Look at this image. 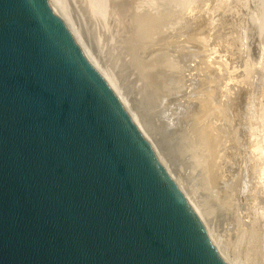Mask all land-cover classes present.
Instances as JSON below:
<instances>
[{
    "label": "water",
    "instance_id": "95a60500",
    "mask_svg": "<svg viewBox=\"0 0 264 264\" xmlns=\"http://www.w3.org/2000/svg\"><path fill=\"white\" fill-rule=\"evenodd\" d=\"M0 264H228L50 0H0Z\"/></svg>",
    "mask_w": 264,
    "mask_h": 264
},
{
    "label": "rangeland",
    "instance_id": "374dc122",
    "mask_svg": "<svg viewBox=\"0 0 264 264\" xmlns=\"http://www.w3.org/2000/svg\"><path fill=\"white\" fill-rule=\"evenodd\" d=\"M67 2L83 46L94 60L100 52V70L130 97L126 107L163 163L172 158L165 165L205 225L213 205L218 229L231 218H253L247 190L256 174L251 137L264 138V0ZM216 229L213 240L237 264Z\"/></svg>",
    "mask_w": 264,
    "mask_h": 264
},
{
    "label": "bare ground",
    "instance_id": "6f19581e",
    "mask_svg": "<svg viewBox=\"0 0 264 264\" xmlns=\"http://www.w3.org/2000/svg\"><path fill=\"white\" fill-rule=\"evenodd\" d=\"M52 7L58 12V14L61 16V18L65 21V23L67 24V26L69 27L70 31L73 33V35L75 36V38L77 39V41L79 42V44L81 45V47L83 48L84 52L87 54L88 58L90 59V61L93 63V65L100 71V73L103 75V77L107 80V82L109 83V85H111V87L115 90V92L117 93V95L119 96V98L121 99L122 103L124 104L125 108L127 109V103H130L128 97H125V95H122L120 93V90L117 89L113 84L114 82L108 78L105 74H104V70H100V66H98V56H100V52H96V60H94V58H92V54H90L89 50H86L85 47L83 45H85L82 41L80 36L77 34V31L74 30L73 26H74V22H72V20H70L69 18L66 17V15H69V17H71L70 15V7L69 4L67 2V0H50ZM221 2V1H220ZM229 2V1H228ZM220 4V3H219ZM223 5V4H222ZM76 24V23H75ZM102 62H104V60H102ZM130 98V97H129ZM129 100V101H128ZM130 106V104H129ZM128 106V108H129ZM127 111L129 112V114L131 115L133 121L136 123V125L140 122L139 118L136 122V118L138 117L131 109V113L130 111L127 109ZM137 116V117H136ZM136 117V118H135ZM147 121L149 123V119L147 118ZM146 123V122H145ZM142 124V123H141ZM138 124L137 126L141 125ZM147 124V123H146ZM163 127L165 126L164 124H162ZM143 128V124L141 125ZM256 126V125H255ZM254 126V127H255ZM263 126V125H262ZM140 127V126H139ZM138 127V128H139ZM162 127V126H161ZM162 127V128H163ZM257 127V126H256ZM252 128V127H251ZM140 129V128H139ZM254 129V128H253ZM141 130V129H140ZM145 130V129H144ZM264 130V129H263ZM143 131V130H142ZM141 131V132H142ZM161 130L159 129V131L157 133H159ZM251 131V130H250ZM258 131V130H257ZM254 131V134L255 132ZM260 132V131H259ZM263 132V131H262ZM253 133V132H252ZM145 134V135H144ZM144 136H146V133L144 132ZM254 134H251L254 135ZM260 135V133H258ZM259 135L257 136L258 139H255L256 137H251L253 139V144H251V152L252 155H249L250 157H252V160L255 161V169L256 171L254 173L255 176L252 180L251 175H249V180L251 178L252 180V189H248L247 192H250V197L251 199L253 198V204H254V217L253 218H248V217H238V219L235 217L234 219L231 218L232 220H228V221H223V225L220 227V223H218V226L220 227L218 229L217 225H216V221H215V214H214V209L212 210L211 208L214 206H211V208H209V211H206L208 214H206L207 216L206 218L210 221L208 223V225L206 226L204 222L205 219L201 218V215L199 213V210L197 211L196 206L193 205L192 203V199L188 198L187 195L186 198L189 201L190 205L192 206V208L194 209V211L196 212V214L199 216V218L203 221L213 243L215 244V247L217 248V250L219 251V253L221 254V256L225 259V261L230 264L226 257L224 256L223 252H222V244H220V238H214L213 240V236L210 233V228L212 229H216L219 233H220V237L222 239L223 244L230 249L233 258L237 261V264H264V138L260 139ZM264 135V133L262 134ZM261 137V136H260ZM149 139V138H147ZM262 140V141H261ZM151 141V140H150ZM252 141V140H251ZM261 141V142H260ZM252 143V142H251ZM232 146V145H231ZM169 148V147H168ZM233 148V147H232ZM165 149V148H163ZM238 150V149H237ZM164 151V150H163ZM168 152V150H167ZM167 152L165 153L167 156ZM157 153V152H156ZM159 153V152H158ZM157 156L160 158V156ZM169 153V152H168ZM163 154V153H162ZM171 155V153H169ZM251 154V153H250ZM170 155H169V159H170ZM163 157V156H162ZM172 157V155H171ZM165 158V157H164ZM163 159V158H162ZM162 159L160 158V160L162 161ZM168 160V158H167ZM166 162L162 163L164 164V167L167 169L168 173L169 172V168L165 165V163H170V160L172 161V158L170 160H168ZM173 162V161H172ZM175 163V161H174ZM169 164V165H170ZM176 164V163H175ZM174 164V165H175ZM168 165V164H167ZM174 165L172 164V166L174 167ZM176 167V166H175ZM174 167V168H175ZM180 166H177L176 168H179ZM175 168V169H176ZM183 168V167H182ZM169 169V170H168ZM247 169V168H246ZM177 170V169H176ZM175 170V171H176ZM187 170V169H186ZM248 170V169H247ZM245 172H248V171ZM179 171H181V169H179ZM178 171V173H179ZM183 172V171H182ZM189 172V171H188ZM174 173V172H173ZM176 173V174H178ZM181 173V172H180ZM193 173V172H191ZM190 173V174H191ZM175 174V176H176ZM249 173H245L246 176H248ZM171 175V174H170ZM187 175V174H186ZM192 175V174H191ZM254 175V174H253ZM252 175V176H253ZM181 176V175H180ZM185 176V175H184ZM188 176V175H187ZM186 176V177H187ZM171 177H173V175H171ZM183 177V176H182ZM181 177V178H182ZM189 178H186L185 180H188V182L190 181V176H188ZM185 178V177H184ZM244 178H247L244 176ZM177 183H178V177L176 176V178H173ZM180 179V178H179ZM193 178H191L192 180ZM248 179V178H247ZM184 180V181H185ZM194 180V179H193ZM186 182V183H188ZM185 183V184H186ZM192 183V182H191ZM189 183V184H191ZM198 184V183H197ZM196 184V185H197ZM188 186V184H186ZM184 185L186 188L192 186L193 189H195L193 186H195V182H193V185L191 184L190 186H186ZM245 187V184L243 185ZM241 187L242 190H245L244 187ZM248 186V185H247ZM198 187V186H196ZM224 187V186H223ZM191 188V187H190ZM192 189V190H193ZM197 189V188H196ZM189 190V189H188ZM191 191V190H190ZM189 191V192H190ZM198 191V190H196ZM188 192V193H189ZM184 193V192H183ZM192 193V191H191ZM243 193V192H242ZM246 193V192H245ZM244 193V194H245ZM185 194V193H184ZM190 194V193H189ZM243 194V195H244ZM248 194V193H247ZM194 195V194H193ZM198 195V194H197ZM201 195V194H200ZM192 196V194L190 195ZM189 196V197H190ZM245 196V195H244ZM248 197V196H247ZM193 198V197H192ZM246 198V197H245ZM197 199V198H196ZM201 199V198H200ZM248 199V198H247ZM198 200V199H197ZM202 201V200H201ZM239 202V201H238ZM211 203V202H210ZM197 204V203H196ZM200 204V203H198ZM208 204V203H206ZM200 206V205H199ZM203 206V205H202ZM207 206V205H206ZM196 207V208H195ZM208 207V206H207ZM221 207V206H220ZM253 207V206H252ZM216 208V207H215ZM222 208V207H221ZM230 209V207H228ZM201 209V208H198ZM203 209V208H202ZM205 209V208H204ZM208 209V208H207ZM224 208L221 209H217L220 212H223ZM215 210V211H217ZM234 210H238L237 208H235ZM232 210V211H234ZM201 211V210H200ZM217 211V212H218ZM225 211H227V208H225ZM205 213V212H204ZM203 213V215H204ZM202 214V212H201ZM242 216V215H241ZM205 218V217H204ZM224 219V217H223ZM207 221V220H205ZM207 224V223H206ZM216 227V228H215ZM222 228V231H221ZM218 242V246H220V248L217 246Z\"/></svg>",
    "mask_w": 264,
    "mask_h": 264
}]
</instances>
